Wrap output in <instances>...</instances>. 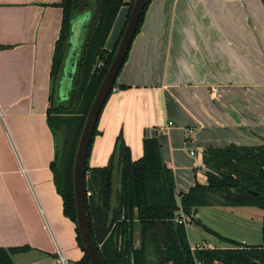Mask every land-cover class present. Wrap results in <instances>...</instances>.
Here are the masks:
<instances>
[{"label": "crops", "instance_id": "0c3cea01", "mask_svg": "<svg viewBox=\"0 0 264 264\" xmlns=\"http://www.w3.org/2000/svg\"><path fill=\"white\" fill-rule=\"evenodd\" d=\"M61 1L0 0V247H30L13 256L15 264H56L59 249L76 264L85 256L52 169L57 141L48 109ZM127 13L122 7L109 50ZM120 73L100 115L91 168L108 165L119 135L134 160L144 154V139L157 137L176 192H187L207 183L206 148L264 144L262 0H151ZM207 208L213 217L228 215L229 233L216 231L226 239L208 234L197 245L263 243L264 210Z\"/></svg>", "mask_w": 264, "mask_h": 264}, {"label": "trees", "instance_id": "16d2710c", "mask_svg": "<svg viewBox=\"0 0 264 264\" xmlns=\"http://www.w3.org/2000/svg\"><path fill=\"white\" fill-rule=\"evenodd\" d=\"M133 3L134 0L132 7ZM150 3L151 0H148L135 38L141 31ZM129 4L126 0H62L57 4L63 9V21L53 57L48 122L57 137V153L52 163L56 187L64 201L65 215L75 223V153L86 115L120 39L112 50L106 47V42L121 8ZM84 12H90L91 18L77 73L69 99L60 102L59 82L67 58L73 21ZM116 85L117 80L114 88ZM66 113L71 114L67 120L60 116ZM100 115L87 152L84 187L91 233L104 264H147L145 241L152 231L162 264H264V217L261 245L245 246L229 240L234 247L228 249H192L187 225L177 221L180 209L192 220L194 212L200 207L251 206L264 210V144L255 147L230 145L206 148L203 162L207 183L196 182L187 192H181L179 205L175 176L163 162L157 137L145 138L144 154L134 160L130 147L119 135L108 165L98 168L89 166ZM57 124L60 132H56ZM76 124V132L72 135ZM204 227L221 237L207 226ZM138 230L141 239L139 246L136 243ZM77 232L78 243L84 250L78 228ZM29 249V246L0 247V264H15L13 256ZM78 264H91L86 253Z\"/></svg>", "mask_w": 264, "mask_h": 264}, {"label": "water", "instance_id": "95a60500", "mask_svg": "<svg viewBox=\"0 0 264 264\" xmlns=\"http://www.w3.org/2000/svg\"><path fill=\"white\" fill-rule=\"evenodd\" d=\"M148 0H134L128 22L123 30L119 45L108 70L91 103L78 141L73 163V192L76 210V225L91 264H104L100 252L91 233L89 215L86 208V192L84 187L85 165L88 148L97 124L99 115L107 97L114 90V84L125 64L135 34ZM90 12H84L73 21L72 33L68 44L67 58L62 78L59 82V101L69 99L77 73L79 58L87 25L90 21ZM145 258L147 264H162L161 256L154 239V232H150L145 241Z\"/></svg>", "mask_w": 264, "mask_h": 264}, {"label": "rangeland", "instance_id": "374dc122", "mask_svg": "<svg viewBox=\"0 0 264 264\" xmlns=\"http://www.w3.org/2000/svg\"><path fill=\"white\" fill-rule=\"evenodd\" d=\"M132 1L133 0H129V2H130L129 6H128V13L129 14H130V10H131V7H132L131 6ZM129 14H127V16H126V19H125L124 24L122 26L121 33H120V35H119V37H118L117 40L121 39V35L123 34V30H124V28L126 26L125 24L127 22V19L129 17ZM113 46H115V45H113ZM113 46L111 48H113ZM51 115H52V113H51ZM70 115H71L70 113H66L65 115L64 114L63 115L61 114L60 116H62L65 120H67V118ZM55 128H56V132H60L59 130H61V129H59L58 124L56 125ZM76 129H77V124L75 125V127L73 129V134L72 135L75 134ZM56 139H57V137H56ZM72 139H73V137H72ZM71 145H72V141L70 142L69 149H70ZM181 175H182L183 178H185L184 177L185 176V173H182ZM197 176L200 178V176H201V170H198ZM180 193H181L180 191L177 192V200H178L179 205L181 204V197H180L181 195H180ZM213 210L214 209H212V208L200 207L199 208V217H200L201 220L198 219V218H196V217H194V220L191 219V224H189L190 221L187 220V224H189L187 226V232H188V237H189L190 244L192 243L193 245H197V244L201 243L202 240L205 237H209V235L212 236V237H215L212 233H210L209 231H207L204 226H207L208 228H210L214 232L218 231L220 233H223L225 235H228V234H226V233H229V231L227 230L228 229L227 227L230 226L229 223H228L229 222L228 215L225 214V213H223V214H220L219 213L220 215H216V216L213 217V215H212L214 213ZM235 235L236 236H234V237H236V238H239L240 237V234L238 232H236ZM136 237H137L136 243L139 246L140 245V242H141V239L139 237V230L136 232ZM212 239H213L212 240L213 242L214 241H217V240H215V238H212ZM201 248H203V246Z\"/></svg>", "mask_w": 264, "mask_h": 264}, {"label": "built area", "instance_id": "2783aa9c", "mask_svg": "<svg viewBox=\"0 0 264 264\" xmlns=\"http://www.w3.org/2000/svg\"><path fill=\"white\" fill-rule=\"evenodd\" d=\"M170 124H171V122H170ZM189 132L191 133L192 130H189ZM179 213H180V216H179V218L177 219V221H178L179 223H185L187 226H188L189 224H191V217H190V216H188L186 213H184L182 209H180V212H179ZM193 215H194V217H195V212H194ZM187 220L190 221L189 224H187ZM201 247H202L201 245H197L194 249H198V248H201ZM55 263H56V264H76L75 262L71 261V260L66 256V254L63 252L62 249H59V250H58V252H57V257H56V259H55Z\"/></svg>", "mask_w": 264, "mask_h": 264}]
</instances>
